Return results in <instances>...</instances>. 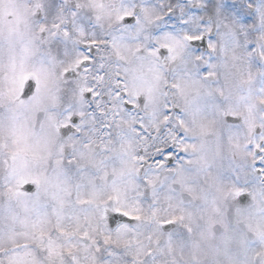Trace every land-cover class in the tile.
Returning a JSON list of instances; mask_svg holds the SVG:
<instances>
[{
  "label": "snow or ice",
  "instance_id": "1",
  "mask_svg": "<svg viewBox=\"0 0 264 264\" xmlns=\"http://www.w3.org/2000/svg\"><path fill=\"white\" fill-rule=\"evenodd\" d=\"M0 264H264V0H0Z\"/></svg>",
  "mask_w": 264,
  "mask_h": 264
}]
</instances>
